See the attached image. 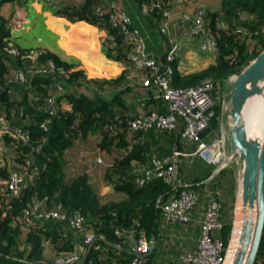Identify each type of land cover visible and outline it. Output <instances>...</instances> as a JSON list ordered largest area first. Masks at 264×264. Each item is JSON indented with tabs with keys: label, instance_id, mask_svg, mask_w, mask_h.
<instances>
[{
	"label": "trees",
	"instance_id": "trees-1",
	"mask_svg": "<svg viewBox=\"0 0 264 264\" xmlns=\"http://www.w3.org/2000/svg\"><path fill=\"white\" fill-rule=\"evenodd\" d=\"M138 1L143 7L150 5L149 0ZM7 2L22 6L23 0H0V121L3 117L12 127L26 128L30 141L24 144L9 134L0 138V264H46L48 247L53 246L61 253L74 250L77 242L82 241L83 233L72 230L66 221L42 218L36 212L23 216L35 199L50 202L55 198L67 215L81 214L87 230L95 234L83 264H132L134 254L126 248L130 245L127 233L138 221L140 232L148 238H157L158 201L167 197L171 187L157 176L150 177L145 185L135 180L139 174L133 169L148 163L151 148L145 131L130 128L131 115L125 95L132 88L125 86L127 71L115 78H88L84 68L76 61L63 59L55 49L44 44L23 45L13 36L10 21L1 11L2 4ZM57 7L56 14L73 23L85 21L103 28L107 33L108 57L131 65L132 46L125 41L121 27L111 22L108 0H68ZM245 14L255 15L256 22L243 23L244 26L250 29L261 26L264 0H222L220 10L206 11V25L217 42L216 61L197 73L183 75L177 68L178 59L175 60L172 62L173 86L195 85L208 77L224 81L248 66L264 49V36L257 43L260 34L251 40L237 31L233 23ZM147 15L159 25V11ZM44 32L42 21L32 30L33 36L38 37ZM46 33L51 34L49 30ZM11 47L21 53L40 50V61L52 60L66 74H31L26 82L15 80L14 70L22 61L9 53ZM42 83L46 86L42 87L43 91L31 90L33 85L42 89ZM56 83H62L65 90L58 93ZM105 86H112L115 91L110 96L90 93H100L98 89ZM52 94H57V100L66 99L71 110L60 109L50 116L47 98ZM46 119L50 121L44 130L41 123ZM84 142L95 145L91 150L83 149ZM232 164L220 170L214 180L217 177L230 180ZM16 168L27 174L38 169L32 183L23 186L19 195H13L7 184ZM98 175L115 191L126 194V198L103 201L95 181ZM197 182L203 185L201 178ZM25 223L26 234L23 233ZM232 228L229 220L220 233L226 247ZM117 231L122 234L119 236ZM255 264H264V233Z\"/></svg>",
	"mask_w": 264,
	"mask_h": 264
},
{
	"label": "built area",
	"instance_id": "built-area-1",
	"mask_svg": "<svg viewBox=\"0 0 264 264\" xmlns=\"http://www.w3.org/2000/svg\"><path fill=\"white\" fill-rule=\"evenodd\" d=\"M108 1L111 10V22L115 26L121 27L125 41L132 46L131 67L138 73L137 77L142 79V85L151 93V97L158 100L157 108L151 109L143 115L132 117L130 128L135 131L155 129L180 133L184 140L196 147L195 151L189 155H198L215 165L216 169L222 170L232 162L238 163L237 159L233 158L228 132L222 125L213 138L205 139L201 136L202 132L209 126L214 107L222 95V81L208 77L191 86L176 87L172 84L174 69L172 62L179 58L181 50L179 42L170 33L169 23L172 17L170 0H149L150 5L145 6L147 13L154 10L161 13L159 29L167 37L168 42L165 63L149 55L143 35L132 26L131 16L120 6L119 2L117 0ZM205 14V9H199L194 13L183 12L178 21L182 24L190 23L191 32L199 35L202 39V50L216 54L217 42L206 25ZM237 31L243 37L251 40L260 34L261 36L257 41L259 43L261 37L264 36V23L256 29H250L243 25L238 27ZM105 41L104 44L107 47ZM9 53L17 60L22 61V65H18L20 67L14 70L15 80L26 82L31 74L48 75L52 72L66 74V71L57 67L52 60L40 61L39 58L42 55L40 50L30 49L21 53L11 47ZM25 66L30 69L29 75ZM235 78L236 76L232 78L233 81ZM55 88L58 93L65 90L62 83H56ZM54 97L56 98V95L52 94L47 98L50 116L57 113L53 106ZM221 99L225 100V98ZM228 104L230 110V101ZM49 121L50 119H46L41 123L44 130L48 129ZM0 125V138L3 134H9L24 144L30 141V134L26 128L12 127L3 117ZM36 150H39V146L36 147ZM98 162H101V159H98ZM28 163L30 164V161ZM133 171L139 174L135 178L139 185H145L154 175L162 178L171 187L167 197L158 201L160 217L166 224L190 223L192 212L199 204L205 202V217L198 244L183 255V262L184 264H225L229 250L220 235L225 226L222 216V203L216 192H207L206 189L204 192L201 187L199 188L200 183H183V171L178 148L173 147L171 154L166 157L151 156L147 164L136 165ZM37 173V168L28 174L19 168L14 169L7 181L9 190L13 195H19L23 186L32 183L31 181ZM41 202V200L35 199L30 209L24 211L23 216L28 217L31 212H36L42 218L66 221L72 230L83 233L82 241L76 245L74 250L59 253L55 257L54 264H83L87 247L95 239V234L85 227L84 217L78 212L67 215L64 210L41 209ZM139 225L140 223L135 221V227L126 235L130 243L129 247L136 253L132 264H145V257L140 255L148 253L151 246V240L145 233L137 229ZM27 227L28 225L25 223L23 228L28 229ZM117 233L119 236L122 234L120 231Z\"/></svg>",
	"mask_w": 264,
	"mask_h": 264
},
{
	"label": "crops",
	"instance_id": "crops-1",
	"mask_svg": "<svg viewBox=\"0 0 264 264\" xmlns=\"http://www.w3.org/2000/svg\"><path fill=\"white\" fill-rule=\"evenodd\" d=\"M59 1L23 0L22 6L17 3L7 2L2 4L1 11L10 21L13 36L17 37L23 45L36 47L44 44L46 48L55 49L63 59L76 61L81 68H84L88 78H115L123 71H127L125 86L131 87L132 90L126 93L125 101L131 118L143 115L151 109L157 108L158 100L152 98L151 93L142 85V79L137 77L138 73L129 64L118 62L108 57L104 44L107 38L106 31L85 21L73 23L67 18L57 15V5L68 2V0ZM119 1L120 6L131 16L132 26L137 28L143 35L149 55L165 63L168 49L167 37L163 34V37H158L156 29L151 28L138 13L133 0ZM138 4L141 12L144 15L147 14L146 8L139 1ZM221 7L222 0H170L172 17L169 28L171 36L177 39L180 44L181 53L178 58L177 68L181 74L190 75L213 65L216 61V54L202 50L201 37L191 32L190 23H180L178 21L179 16L183 12L194 13L199 9L218 11ZM40 21L45 26V32L39 37L33 36L32 30ZM255 22V15L245 14L238 16V20L233 24L239 27L243 23L254 24ZM48 30L51 34L46 33ZM25 70L29 75L30 69L27 67ZM232 77L222 81V86L229 85L230 88V84L233 81ZM129 79L133 83L130 81L127 83ZM43 85L42 83L41 88L46 87ZM39 88L38 85H33L31 90L41 92L44 89ZM224 94L226 100L230 95L226 96L225 89ZM55 95L57 97V94ZM221 98H223L222 95L218 98L214 107V113L209 126L201 134L205 139L213 138L221 125L228 132L227 125L229 124H227V120L225 119V112L229 111V104ZM53 106L56 112L60 109L71 110V104L66 99L57 100L55 98ZM144 136L151 148V156L166 157L171 154L173 147L178 148L181 169L183 171V183L197 182L201 178L203 185L201 186L200 184L199 186L202 189L213 187L222 203L223 221L225 223L228 222V215L224 211V206L227 205L226 198L221 197L220 193H223V190L226 189V186L224 188V183L234 179L233 174H235V171L233 170V174L229 175L230 180L227 177H217L214 180L213 177L220 171L215 175V171L217 170L215 165L200 158L198 155H189L195 151L196 147L184 140L180 133L149 129L145 131ZM236 164L240 183V168L239 164ZM232 166L234 168L235 164ZM208 175H210L209 178H206ZM95 181L99 188V195L103 201H119L126 198V194L115 191L113 186L101 179L99 175L95 177ZM41 205L44 210L61 208L60 202L56 198L51 199L50 202L42 201ZM227 207L230 209L231 206L227 205ZM205 210L206 204L203 201L192 212V220L188 224H166L159 217L157 238H149L150 240H155V247L152 253L144 258L145 264H184L183 255L198 244ZM26 231V228H23L24 234H26ZM75 241L77 242V240ZM59 253L53 246L48 247L45 252L46 264H54L55 257Z\"/></svg>",
	"mask_w": 264,
	"mask_h": 264
},
{
	"label": "water",
	"instance_id": "water-1",
	"mask_svg": "<svg viewBox=\"0 0 264 264\" xmlns=\"http://www.w3.org/2000/svg\"><path fill=\"white\" fill-rule=\"evenodd\" d=\"M230 89L231 124L228 127V136L233 158L237 159L240 168L241 198L244 206L252 209L257 205L258 209L254 238H251L252 219H249L240 239L242 247L238 250L233 264H255L264 233V140L249 134L243 110L249 98L256 95H262L264 98V49L236 75ZM220 170L217 169L215 175ZM251 240L252 246L247 256ZM154 247L155 240H151L149 252L140 256L150 255ZM126 248L136 254L132 248ZM85 259L86 256L84 261Z\"/></svg>",
	"mask_w": 264,
	"mask_h": 264
},
{
	"label": "rangeland",
	"instance_id": "rangeland-1",
	"mask_svg": "<svg viewBox=\"0 0 264 264\" xmlns=\"http://www.w3.org/2000/svg\"><path fill=\"white\" fill-rule=\"evenodd\" d=\"M133 1H134V5L136 7V10H138V13L143 17V19L146 21V23L151 28H155L156 29L155 31L158 34V37L159 38L161 36L163 37L162 33L160 32L159 25H156L155 22H153L151 20L150 16H147V14L144 15L143 12H141V9L139 7V4H138V1L137 0H133ZM234 77H235V75L232 78H234ZM129 81L131 83H133V81L130 80V79L127 81V83H129ZM223 88L225 89L226 96L227 95H230L231 89L229 88V85L228 86L227 85L226 86L224 85V86H222V89ZM113 89H115V88L112 87V86H105L102 89H98L100 91V93L98 91H92V92L90 91V93H92L93 95H101L102 94L104 96H110L113 93V91H115ZM224 89L222 90V95H223V98H226L225 97V94H224ZM225 101L226 102L230 101V96L227 97V99ZM225 113H226L225 114V119L227 120V124L230 125L231 124L230 110L227 111V112H225ZM257 118L258 117H255L254 120H253V123L250 124L249 132L251 133L250 135L252 137H258V136H260L258 138L262 141V140H264L263 132H262V131H264V122L262 121L261 118H260V120H258ZM229 125H227V126L229 127ZM259 133H261V134H259ZM81 144H83L82 145V148L83 149H89V150H91L94 147V145H95L93 142L92 143L91 142L90 143L89 142H84V143H81ZM234 164H235V166H234L233 170L235 171V174H233V172L231 171V174L234 175V179H231V181H229V182L226 181L224 183V188L226 186V189L223 190V193H220L221 194V197L226 198L227 205L229 207L231 206L230 209H228L227 205L224 206V211L227 213L228 219L230 220V222L232 223V226H233L232 232H231L230 241H229V243L227 245L228 250H229V253H230V250H231V247H232V241H233V237H234V230H235L236 221H237V218L239 217L240 212L242 211V202L239 200V197H240V183H239V178H238V175H237V172H238L237 166H236L237 164L235 162H234ZM205 189L206 188H203V191L204 192H205ZM206 190H207V192H210V191L216 192V190H213V187L212 188H208ZM203 198H205V196H203ZM57 209L58 210H63L61 208H57ZM229 210H231V211H229ZM228 256H229V254H228ZM228 256H227V259H228Z\"/></svg>",
	"mask_w": 264,
	"mask_h": 264
},
{
	"label": "bare ground",
	"instance_id": "bare-ground-1",
	"mask_svg": "<svg viewBox=\"0 0 264 264\" xmlns=\"http://www.w3.org/2000/svg\"><path fill=\"white\" fill-rule=\"evenodd\" d=\"M255 117H258L257 119L264 122V98L262 95H256L248 99L245 108L243 110V118L247 124V130L249 132L250 124L253 123V120ZM262 125V124H261ZM259 129V128H258ZM255 131V130H254ZM263 137H264V131ZM258 133V132H257ZM249 134H251L249 132ZM261 134V133H259ZM260 137V136H258ZM239 200L242 202V211L239 214V217L237 218L235 230H234V237L232 241V247L228 256V259L225 264H233V260L238 252V250L242 247L241 244V237L244 233V228L247 224V221L249 219H252V231H251V238L253 240L254 234H255V228L257 224V217H258V209L257 205L250 209L248 206H244L242 198H241V190H240V197ZM256 210V211H255ZM252 240L250 241L247 249V256L250 252L251 246H252Z\"/></svg>",
	"mask_w": 264,
	"mask_h": 264
}]
</instances>
